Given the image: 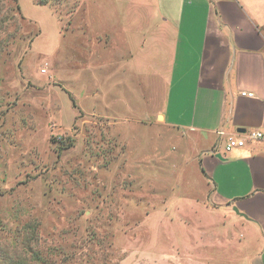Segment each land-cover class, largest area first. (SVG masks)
I'll use <instances>...</instances> for the list:
<instances>
[{
    "label": "rangeland",
    "instance_id": "374dc122",
    "mask_svg": "<svg viewBox=\"0 0 264 264\" xmlns=\"http://www.w3.org/2000/svg\"><path fill=\"white\" fill-rule=\"evenodd\" d=\"M36 1L0 0V264L250 263L258 246L201 193L184 134L92 112L107 94L91 64L104 77L120 55L88 46L119 5L84 22L87 0Z\"/></svg>",
    "mask_w": 264,
    "mask_h": 264
},
{
    "label": "crops",
    "instance_id": "0c3cea01",
    "mask_svg": "<svg viewBox=\"0 0 264 264\" xmlns=\"http://www.w3.org/2000/svg\"><path fill=\"white\" fill-rule=\"evenodd\" d=\"M87 1L84 22L94 16L91 4L121 8L105 15H115L112 28L92 33L103 43L94 38L88 46L91 56L98 49L120 55L106 63L104 77L91 64L92 94L98 99L103 84L107 94L104 113L92 112L144 117L158 132L184 134L203 175L201 193L241 228L240 243L258 246L248 264H264V0ZM119 102L124 111L108 113ZM249 131L262 136L224 151L228 136Z\"/></svg>",
    "mask_w": 264,
    "mask_h": 264
},
{
    "label": "built area",
    "instance_id": "2783aa9c",
    "mask_svg": "<svg viewBox=\"0 0 264 264\" xmlns=\"http://www.w3.org/2000/svg\"><path fill=\"white\" fill-rule=\"evenodd\" d=\"M241 95L251 97L253 96V93L249 91H242ZM217 134L220 137V136H223L225 132L222 130H219L217 131ZM261 136H262V133L260 131H249L245 136H228L224 142L223 149L225 152H229L230 150L234 148L242 147L245 144L246 139L253 140V139L260 138ZM213 149L214 151L216 150V148H213Z\"/></svg>",
    "mask_w": 264,
    "mask_h": 264
},
{
    "label": "trees",
    "instance_id": "16d2710c",
    "mask_svg": "<svg viewBox=\"0 0 264 264\" xmlns=\"http://www.w3.org/2000/svg\"><path fill=\"white\" fill-rule=\"evenodd\" d=\"M47 2L46 0H37L36 1V4H39V5H45ZM17 8H18V5H17ZM71 99V98H70ZM64 148V147H62ZM9 264H24V263H20V262H9Z\"/></svg>",
    "mask_w": 264,
    "mask_h": 264
},
{
    "label": "water",
    "instance_id": "95a60500",
    "mask_svg": "<svg viewBox=\"0 0 264 264\" xmlns=\"http://www.w3.org/2000/svg\"><path fill=\"white\" fill-rule=\"evenodd\" d=\"M233 210H234L236 213H239L236 207H233Z\"/></svg>",
    "mask_w": 264,
    "mask_h": 264
}]
</instances>
